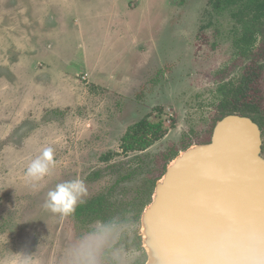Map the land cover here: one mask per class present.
Listing matches in <instances>:
<instances>
[{"label":"rangeland","instance_id":"1","mask_svg":"<svg viewBox=\"0 0 264 264\" xmlns=\"http://www.w3.org/2000/svg\"><path fill=\"white\" fill-rule=\"evenodd\" d=\"M209 1L0 0V237L9 233L7 248L40 244L45 264H59L70 239L112 225L103 264H144L141 215L153 179L167 156L210 140L222 87L238 86L250 61L238 45L237 8L218 12ZM260 40L256 59L264 67ZM260 82L264 99V73ZM143 119L165 135L126 152L122 137ZM48 146L54 167L32 187L27 164ZM76 178L85 183L84 202L106 195L104 219L44 207L49 190Z\"/></svg>","mask_w":264,"mask_h":264},{"label":"water","instance_id":"2","mask_svg":"<svg viewBox=\"0 0 264 264\" xmlns=\"http://www.w3.org/2000/svg\"><path fill=\"white\" fill-rule=\"evenodd\" d=\"M259 125L240 113L217 121L206 143L181 151L156 181L141 215L145 264H204L216 236L264 233V157Z\"/></svg>","mask_w":264,"mask_h":264},{"label":"clouds","instance_id":"3","mask_svg":"<svg viewBox=\"0 0 264 264\" xmlns=\"http://www.w3.org/2000/svg\"><path fill=\"white\" fill-rule=\"evenodd\" d=\"M54 149L42 147L40 154L32 159L24 173L25 181L35 187L54 167ZM87 189L82 179L76 178L56 184L46 193L44 207L53 214L68 217L84 202ZM112 225H99L79 237L69 240L59 264H103L101 255L111 237ZM9 234V233H8ZM0 237V264H45L36 251H12L7 248L9 236ZM201 259L204 264H264V233L257 230L225 232L216 236L205 246Z\"/></svg>","mask_w":264,"mask_h":264},{"label":"trees","instance_id":"4","mask_svg":"<svg viewBox=\"0 0 264 264\" xmlns=\"http://www.w3.org/2000/svg\"><path fill=\"white\" fill-rule=\"evenodd\" d=\"M209 2L212 8L218 12L234 6L237 8L233 13V18L236 22L242 24L238 45L241 54L250 60L244 68L245 71L238 86L231 88L227 86L222 87L224 98L220 101V116L218 120L228 114L234 113L253 116L258 120L257 115H262L260 108L262 101L261 88L257 83L259 77L258 70L261 67H258L256 56L259 53L255 50H259L256 44L259 37L261 38L260 42L264 44V0H210ZM201 28L204 29L205 27L202 26ZM147 124V119H143L138 123L137 127L133 128L132 131L128 130L122 137V147L126 152L130 150H143L150 146L154 140H159L165 135L163 129L159 131L157 129L151 130ZM189 146H185L184 150ZM178 154L177 152L172 156H167L168 161H171ZM108 158V156L104 157V159ZM167 164L163 167L162 175L166 171ZM95 174L99 175V173ZM128 176L123 178H128ZM161 176L153 179V188H155L156 181ZM108 208L109 203L106 195H99L79 204L75 209V215L78 218L86 216V218L97 217L104 219V213Z\"/></svg>","mask_w":264,"mask_h":264},{"label":"flooded vegetation","instance_id":"5","mask_svg":"<svg viewBox=\"0 0 264 264\" xmlns=\"http://www.w3.org/2000/svg\"><path fill=\"white\" fill-rule=\"evenodd\" d=\"M258 64V63H257ZM261 67V69L258 70L259 72V77H258V85L259 87L261 88V95L263 94V89H262V84L260 82V78H261V75L264 73V67L261 66V65H258V67ZM259 95V94H258ZM260 108L262 110V115L259 116L257 115L258 117V120H256L253 116H249V115H246V116H249L251 117L254 121L257 122V124L259 125L260 127V130H261V136H262V150H261V155L264 157V99H263V96H262V101H261V105H260Z\"/></svg>","mask_w":264,"mask_h":264}]
</instances>
